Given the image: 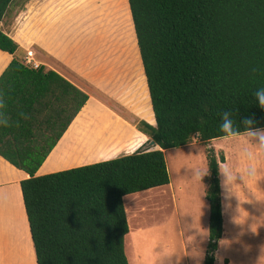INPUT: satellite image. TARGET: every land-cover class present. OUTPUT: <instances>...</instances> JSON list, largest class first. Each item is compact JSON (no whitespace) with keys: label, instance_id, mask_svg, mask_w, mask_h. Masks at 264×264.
Wrapping results in <instances>:
<instances>
[{"label":"trees","instance_id":"1","mask_svg":"<svg viewBox=\"0 0 264 264\" xmlns=\"http://www.w3.org/2000/svg\"><path fill=\"white\" fill-rule=\"evenodd\" d=\"M13 1L0 0V24ZM128 2L156 120L136 125L159 149L43 176L38 170L89 96L57 72L28 64V52L0 29V51L13 56L0 76L11 122L0 127V156L29 175L21 190L37 264H130L124 198L171 183L165 151L195 137L217 140L224 111L237 123L254 116L264 127V110L253 96L264 86V0ZM206 160L203 264H215L224 235L222 188L212 152Z\"/></svg>","mask_w":264,"mask_h":264},{"label":"crops","instance_id":"2","mask_svg":"<svg viewBox=\"0 0 264 264\" xmlns=\"http://www.w3.org/2000/svg\"><path fill=\"white\" fill-rule=\"evenodd\" d=\"M80 4L85 17L82 25L79 24ZM19 7L23 12V26H14L18 11L10 19L13 10L10 9L1 21L0 29L26 52L33 51L34 62L57 72L89 96L37 176L87 165L78 164L81 157L93 164L140 149H159L151 146L150 137L137 129L133 117L132 122L126 118L130 113L138 121L156 125L135 27L134 24H119L117 0H25ZM92 8L98 11L94 17L96 23H93L94 19L88 20ZM12 59L13 56L0 51V76ZM28 178L27 173L0 156L2 256L25 254L30 247L34 248L21 190V182ZM220 179L222 188L221 175ZM202 188L206 199L204 182ZM223 201L222 188V208ZM204 208L205 216L207 210L210 216V205L208 209L207 206ZM223 210L225 213V206ZM190 214L195 216L193 210ZM232 214L239 215L234 205ZM184 253L187 255L186 245Z\"/></svg>","mask_w":264,"mask_h":264},{"label":"rangeland","instance_id":"3","mask_svg":"<svg viewBox=\"0 0 264 264\" xmlns=\"http://www.w3.org/2000/svg\"><path fill=\"white\" fill-rule=\"evenodd\" d=\"M24 1L14 0L8 9H13L10 11V19L18 11L14 22L16 27L23 26V12L19 6ZM117 3L116 18L119 24L133 26L129 3L127 5L126 0H117ZM82 9L80 4V25L85 22ZM97 15L98 11L90 9L88 20ZM8 23L13 26L11 20ZM93 23H96V19ZM132 117L137 126V117L134 118L128 113L126 118L132 122ZM193 142L197 146L171 149L165 154L172 182L170 186L127 195L124 198L129 223L125 250L130 264H203L209 239V210L205 216L204 206L208 209L209 203L205 199L202 184L192 179L194 169L191 167L202 166L207 161L206 150H202L200 156L189 155H198L205 145L198 137ZM209 143L220 155H224V143L218 139ZM243 147L242 143L227 147L228 157L234 165L243 166ZM78 162L82 165L92 161L81 157ZM252 191L254 194L240 192V201L235 195L226 197L224 189V235L215 254V264H264V176L258 184L252 185ZM233 205L239 212L238 216L232 214ZM192 210L195 216L190 214ZM192 218L193 221H190ZM184 241L187 255L184 253ZM27 243L29 245V241ZM0 264H36L34 248L30 247L25 254L0 255Z\"/></svg>","mask_w":264,"mask_h":264},{"label":"clouds","instance_id":"4","mask_svg":"<svg viewBox=\"0 0 264 264\" xmlns=\"http://www.w3.org/2000/svg\"><path fill=\"white\" fill-rule=\"evenodd\" d=\"M253 96L258 106L264 110V86L257 88L253 92ZM6 108L7 105L3 97H0V127L3 128L11 126ZM22 118L28 119L27 114H23ZM241 125L243 126V131H241ZM17 126H19L18 122ZM219 133L220 135L216 139L226 146L223 159L214 146L208 142L201 148L198 155H189L200 156L202 150L212 152L222 177V188L226 190V197L235 195L241 201L240 192L245 194L247 192L253 193L252 185L258 184L261 177L264 176V127L258 126V121L254 116L245 117L237 123L233 119L231 111H224L220 113ZM188 143L190 146H197L195 142ZM234 143H242L244 145L241 152V158L244 161L242 167L234 165L228 157L227 147ZM191 168L194 169L192 179L198 180L199 183L203 184V178L210 174V166L204 164Z\"/></svg>","mask_w":264,"mask_h":264},{"label":"built area","instance_id":"5","mask_svg":"<svg viewBox=\"0 0 264 264\" xmlns=\"http://www.w3.org/2000/svg\"><path fill=\"white\" fill-rule=\"evenodd\" d=\"M26 62L32 66H34L35 68H37L39 65L34 62V52L33 51H28L27 56H26Z\"/></svg>","mask_w":264,"mask_h":264},{"label":"water","instance_id":"6","mask_svg":"<svg viewBox=\"0 0 264 264\" xmlns=\"http://www.w3.org/2000/svg\"><path fill=\"white\" fill-rule=\"evenodd\" d=\"M155 145V142L154 141H151V146H154Z\"/></svg>","mask_w":264,"mask_h":264},{"label":"bare ground","instance_id":"7","mask_svg":"<svg viewBox=\"0 0 264 264\" xmlns=\"http://www.w3.org/2000/svg\"><path fill=\"white\" fill-rule=\"evenodd\" d=\"M128 209V208H127ZM128 213H129V211H128Z\"/></svg>","mask_w":264,"mask_h":264}]
</instances>
